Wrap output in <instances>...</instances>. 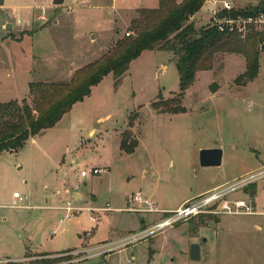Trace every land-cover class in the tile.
I'll use <instances>...</instances> for the list:
<instances>
[{
	"label": "rangeland",
	"instance_id": "374dc122",
	"mask_svg": "<svg viewBox=\"0 0 264 264\" xmlns=\"http://www.w3.org/2000/svg\"><path fill=\"white\" fill-rule=\"evenodd\" d=\"M228 1L243 8L260 0ZM158 6L159 0H0V102H31L30 82H70L134 34L130 25L140 8ZM213 6L205 1L190 19L197 29L217 22ZM255 48L261 55L253 81H235L246 69L243 54H218L213 69L198 72L181 113L159 108L179 91L175 53L144 51L118 80L106 75L55 126L2 151L0 261L31 254L29 264L42 253L52 259L74 250L72 264H264V215L172 211L264 165V51ZM213 81L221 85L215 94ZM125 137L138 141L133 152L121 148ZM210 147L223 149L222 165L201 166L199 153ZM94 168L100 173L80 176ZM137 192L172 210H127ZM227 199L254 202L264 212V177ZM68 201L82 209L67 217L60 207ZM169 217L175 220L157 227ZM194 243L200 260L190 257Z\"/></svg>",
	"mask_w": 264,
	"mask_h": 264
},
{
	"label": "trees",
	"instance_id": "16d2710c",
	"mask_svg": "<svg viewBox=\"0 0 264 264\" xmlns=\"http://www.w3.org/2000/svg\"><path fill=\"white\" fill-rule=\"evenodd\" d=\"M205 1L182 0L178 3L176 0H159L157 8H140L138 17L132 19L130 25L134 34L118 40L111 57L105 56L98 63L79 69L70 82H30L31 102L26 98L21 102H0V153L16 150L29 138L55 126L75 103L90 95L92 87L106 75L111 73L118 80L144 51L170 50L177 57L179 91L175 98L161 100L162 106L159 108L164 112L186 111L182 104L185 93L195 83L199 71L214 68L218 54H243L246 69L235 81L239 84L253 81L259 74L261 55L255 46L260 44L264 51V31L248 25L249 30L243 37L238 30L231 31L228 27L220 30L216 24L197 29L190 19L202 9ZM261 14H264V0L243 8L223 9L219 17L239 19ZM137 146V140L132 141L128 137L122 139L121 148L126 152H133ZM255 194L254 187L251 195ZM73 251L57 252L58 256L52 259L46 258L52 253L37 254L43 258L29 264H72L69 262L72 257L68 253ZM31 257V254H27L25 260ZM25 260L0 261V264H26Z\"/></svg>",
	"mask_w": 264,
	"mask_h": 264
},
{
	"label": "built area",
	"instance_id": "2783aa9c",
	"mask_svg": "<svg viewBox=\"0 0 264 264\" xmlns=\"http://www.w3.org/2000/svg\"><path fill=\"white\" fill-rule=\"evenodd\" d=\"M209 4L214 5L213 14L216 16L219 10H231L234 8L233 4L228 0H206ZM220 5V8H217ZM220 13V12H219ZM217 22L214 23L218 26L220 30H225V28H229V30H238L244 37L249 28L248 25H253L259 31H264V14H261L257 17H248V18H220L219 14L217 15ZM130 33H127L129 35ZM101 169L94 168L93 170H83L80 176L85 177L89 174H98ZM264 177V165L259 169L250 172L247 177L239 180L235 185L230 186L228 188L216 189L213 191H208L204 194H201L199 197L186 202L179 209L175 211L177 217H184L190 215H199V214H211V213H220V214H239V215H264V212L256 211L254 209V202H247L245 200H229L227 199V195L235 189L247 188L253 184H256L260 178ZM246 191V190H245ZM247 192V191H246ZM248 193V192H247ZM15 199H22L18 192L14 193ZM255 199V198H254ZM193 201V202H192ZM217 203H221L218 209H213ZM13 207H19V205L15 202ZM63 210L67 211L66 216L70 217L73 212L79 211L82 208L74 206L70 201L67 202L65 206L60 207ZM91 212L95 211H107L111 208L108 207H92L87 208ZM132 212H155V213H167L169 211H165L159 208L158 204L150 197L144 196L141 192H137L132 197L130 205L126 208ZM97 217H93V220H96ZM174 217L165 218L162 220L163 222L158 224L157 227H160L162 224H169L174 221Z\"/></svg>",
	"mask_w": 264,
	"mask_h": 264
},
{
	"label": "water",
	"instance_id": "95a60500",
	"mask_svg": "<svg viewBox=\"0 0 264 264\" xmlns=\"http://www.w3.org/2000/svg\"><path fill=\"white\" fill-rule=\"evenodd\" d=\"M63 2L64 0H53L54 4H61ZM12 27L13 26L11 23H8L6 25L7 29H11ZM209 89L213 94H215L220 89L219 82L213 81L209 85ZM223 153L224 151L220 147L202 149L199 153V160H200L201 166H204V167L220 166L223 161ZM79 195H80L79 193H76L75 197ZM190 257L192 260H200L201 258L200 244L198 243L192 244L191 250H190Z\"/></svg>",
	"mask_w": 264,
	"mask_h": 264
},
{
	"label": "crops",
	"instance_id": "0c3cea01",
	"mask_svg": "<svg viewBox=\"0 0 264 264\" xmlns=\"http://www.w3.org/2000/svg\"><path fill=\"white\" fill-rule=\"evenodd\" d=\"M220 88H221V85H220ZM211 148V147H210ZM223 162V161H222ZM222 165V164H221ZM209 191V190H208ZM208 191H204V192H200V193H198L199 195H201V194H204V193H206V192H208ZM78 193V192H77ZM75 194H76V192L74 193V196H75ZM197 194V195H198ZM189 198H187V199H185V201L183 202V203H181L179 206H178V208H176V209H164L165 211L167 210V211H176L177 209H179L183 204H185L187 201H189L188 200Z\"/></svg>",
	"mask_w": 264,
	"mask_h": 264
},
{
	"label": "flooded vegetation",
	"instance_id": "af4514ba",
	"mask_svg": "<svg viewBox=\"0 0 264 264\" xmlns=\"http://www.w3.org/2000/svg\"><path fill=\"white\" fill-rule=\"evenodd\" d=\"M194 200V199H193ZM191 201V200H190ZM187 202H189V201H187Z\"/></svg>",
	"mask_w": 264,
	"mask_h": 264
}]
</instances>
